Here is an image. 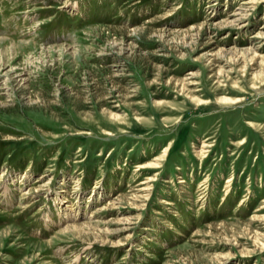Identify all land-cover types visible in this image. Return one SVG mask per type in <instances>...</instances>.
I'll use <instances>...</instances> for the list:
<instances>
[{
    "label": "rangeland",
    "instance_id": "1",
    "mask_svg": "<svg viewBox=\"0 0 264 264\" xmlns=\"http://www.w3.org/2000/svg\"><path fill=\"white\" fill-rule=\"evenodd\" d=\"M0 264H264V0H0Z\"/></svg>",
    "mask_w": 264,
    "mask_h": 264
},
{
    "label": "bare ground",
    "instance_id": "2",
    "mask_svg": "<svg viewBox=\"0 0 264 264\" xmlns=\"http://www.w3.org/2000/svg\"><path fill=\"white\" fill-rule=\"evenodd\" d=\"M238 20V19H237Z\"/></svg>",
    "mask_w": 264,
    "mask_h": 264
}]
</instances>
